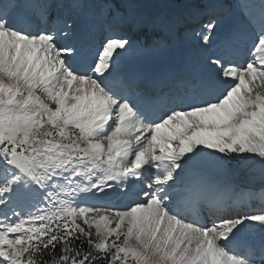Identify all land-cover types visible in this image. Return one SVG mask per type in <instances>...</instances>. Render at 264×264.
I'll list each match as a JSON object with an SVG mask.
<instances>
[{"label": "snow or ice", "instance_id": "6c2138e0", "mask_svg": "<svg viewBox=\"0 0 264 264\" xmlns=\"http://www.w3.org/2000/svg\"><path fill=\"white\" fill-rule=\"evenodd\" d=\"M174 8L0 0V264H264V0Z\"/></svg>", "mask_w": 264, "mask_h": 264}, {"label": "bare ground", "instance_id": "6f19581e", "mask_svg": "<svg viewBox=\"0 0 264 264\" xmlns=\"http://www.w3.org/2000/svg\"><path fill=\"white\" fill-rule=\"evenodd\" d=\"M141 10V9H140ZM142 11V10H141ZM173 11H175V8H170V9H167L165 10L160 16H163L164 14H170L172 13ZM159 16V17H160ZM229 21H226L225 23H228ZM224 23V24H225ZM178 47V46H177ZM188 49V51L190 52V47H186ZM192 56H194V53L191 52L190 53ZM179 56H180V52H179ZM178 56V58H179ZM196 58V57H195ZM128 60L130 62V64L134 67V69L137 68V72L138 73H141V74H144V75H149V73L152 71V69H156V70H159V67H160V64L163 62V61H169L170 65L172 66V69H167V71H173L175 69H177L179 67L178 65V59L175 57V53L171 50H169L165 57L163 59H157L155 57H152L151 59V64L150 65H145L143 68H138L137 65L140 63L139 60H135V59H128V58H124L123 60ZM122 60V61H123ZM131 60V61H130ZM177 60V61H176ZM122 69V68H120ZM123 70V69H122ZM155 70V71H156ZM136 73V72H134Z\"/></svg>", "mask_w": 264, "mask_h": 264}, {"label": "rangeland", "instance_id": "374dc122", "mask_svg": "<svg viewBox=\"0 0 264 264\" xmlns=\"http://www.w3.org/2000/svg\"><path fill=\"white\" fill-rule=\"evenodd\" d=\"M228 2L231 3V0H228ZM177 46L179 47V44H177V45H173L171 48H176ZM195 57H196V56H195ZM195 57H194V59H195ZM196 58H197V57H196ZM146 59H147V58H146ZM144 60H145V59H144ZM130 61H131V60H130ZM124 63H125V62H121L122 65H124Z\"/></svg>", "mask_w": 264, "mask_h": 264}]
</instances>
